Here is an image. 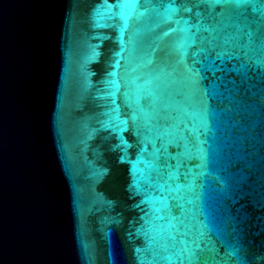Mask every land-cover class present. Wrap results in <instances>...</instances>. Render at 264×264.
I'll use <instances>...</instances> for the list:
<instances>
[{
	"label": "water",
	"instance_id": "water-1",
	"mask_svg": "<svg viewBox=\"0 0 264 264\" xmlns=\"http://www.w3.org/2000/svg\"><path fill=\"white\" fill-rule=\"evenodd\" d=\"M169 3L0 0V264H188L200 232L199 264H264V80L243 75L264 40L216 61L202 104L176 44L210 9Z\"/></svg>",
	"mask_w": 264,
	"mask_h": 264
},
{
	"label": "snow or ice",
	"instance_id": "snow-or-ice-1",
	"mask_svg": "<svg viewBox=\"0 0 264 264\" xmlns=\"http://www.w3.org/2000/svg\"><path fill=\"white\" fill-rule=\"evenodd\" d=\"M127 3L139 4L141 0H126ZM186 3H191L193 7L200 5H207L210 10L206 13L197 12L195 17L189 21H184L186 27L181 31L185 35L177 42L176 47L181 52L180 63L184 64L186 73L188 74V80L192 86L193 94L203 89L204 99L200 102L206 104L214 97L218 96L219 85L212 79L210 74L215 72H223L225 69L216 64V61L223 60L225 57L229 59H238L240 52L245 48H250L254 40L259 37L264 40V30L253 28L250 24H245L242 28L239 24L236 25L237 33L234 36H224L223 33L232 25L229 21L234 15H243L247 18L248 15H254L253 24L264 25V0H170L169 9L172 14H178L181 11L191 12L192 8L185 7ZM179 5V6H177ZM217 6H222L223 11H217ZM244 9V12H240ZM192 29L195 31L192 32ZM176 29H170L164 33L168 36L170 32H175ZM202 33L207 35H201ZM246 38V43L244 42ZM232 42V49H228L226 46L229 42ZM198 47L189 53L187 47L196 45ZM247 55V53H244ZM191 63L185 62V57H189ZM151 63V61H149ZM245 69L243 75L248 78V73L253 71L257 72L262 80H264V64L258 60L255 64L249 62L243 65ZM235 71V69H233ZM211 81V82H210ZM238 91H240L238 89ZM137 134L139 129L137 128ZM152 165L149 164V167ZM136 172L138 169L133 168ZM170 179H179L170 176ZM243 179L241 180V184ZM132 186L136 189V192L142 193L146 185L141 181V178L133 176ZM176 191H178V186ZM157 211L163 213L158 219L169 221V228H175L176 225L171 223V220L176 219L172 215V205L169 203V198L164 197L162 205ZM205 234L200 232L198 236H193L191 239H185L182 241L183 249L181 254L184 255V259L188 261V264H199L200 254L206 249ZM175 239V237H173ZM239 264H251L248 259H241Z\"/></svg>",
	"mask_w": 264,
	"mask_h": 264
}]
</instances>
